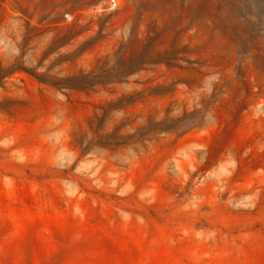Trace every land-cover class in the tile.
Returning <instances> with one entry per match:
<instances>
[{
  "label": "rangeland",
  "instance_id": "374dc122",
  "mask_svg": "<svg viewBox=\"0 0 264 264\" xmlns=\"http://www.w3.org/2000/svg\"><path fill=\"white\" fill-rule=\"evenodd\" d=\"M110 1L0 0V264H264V0Z\"/></svg>",
  "mask_w": 264,
  "mask_h": 264
},
{
  "label": "built area",
  "instance_id": "2783aa9c",
  "mask_svg": "<svg viewBox=\"0 0 264 264\" xmlns=\"http://www.w3.org/2000/svg\"><path fill=\"white\" fill-rule=\"evenodd\" d=\"M109 6H110L111 9H115V8H117V7L119 6V0H111ZM64 19H65L67 22H69V21H71L72 16H71L69 13H66V14L64 15Z\"/></svg>",
  "mask_w": 264,
  "mask_h": 264
}]
</instances>
